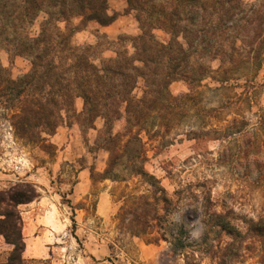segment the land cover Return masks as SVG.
I'll use <instances>...</instances> for the list:
<instances>
[{
    "label": "rangeland",
    "instance_id": "obj_1",
    "mask_svg": "<svg viewBox=\"0 0 264 264\" xmlns=\"http://www.w3.org/2000/svg\"><path fill=\"white\" fill-rule=\"evenodd\" d=\"M127 1L109 0L116 20L108 26L88 23L73 33V45L96 47L99 58L113 57L124 47L132 52L129 40L140 29L132 15L124 14ZM11 11L0 9V39L12 38L16 15ZM44 18L39 14L28 31L37 33ZM78 24L73 20L69 27ZM154 35L167 38L160 30ZM240 61L233 79L221 83L230 64L205 60L206 77L172 82L170 109L149 111L144 129H132L140 132L143 167L155 180L130 174L122 165L114 175L105 173L107 148L123 149L128 139L123 117L112 122L119 145H103L104 120L83 121L78 116L83 101L77 97L75 114H64L53 135L28 142L12 127L16 103L9 95L0 98V196L5 199L0 219L6 215L10 221V237L19 229L24 239L27 211L35 207V216L44 212L45 247L53 245L45 264H264V241L247 225L264 217V60ZM0 68L1 88L27 74L31 64L0 42ZM134 93L142 95L141 89ZM233 121L242 128L230 135ZM127 146L124 164L136 148ZM19 190L31 201L15 206L9 197ZM12 248L1 234L0 263ZM24 264L41 263L24 259Z\"/></svg>",
    "mask_w": 264,
    "mask_h": 264
},
{
    "label": "trees",
    "instance_id": "obj_2",
    "mask_svg": "<svg viewBox=\"0 0 264 264\" xmlns=\"http://www.w3.org/2000/svg\"><path fill=\"white\" fill-rule=\"evenodd\" d=\"M108 1L0 0L2 13L9 6L16 15L11 23L12 38L3 37L0 42L7 51L26 57L31 64L27 74L6 80L7 86L0 88V98L9 95L16 103L12 127L16 135L28 142L44 141L42 134L53 135L64 114H75L77 97L83 101L78 113L83 121L92 124L97 118L104 120L103 145H119L121 136L111 134L112 122L123 117L128 139L122 144L123 149L107 148L110 158L105 173L114 175L122 165L130 174L155 180L143 167L146 159L140 132L132 133V129H144L149 111L170 109L168 87L172 82L196 83L206 77L209 66L205 60L230 64L221 83L233 79L232 69L240 60L262 62L264 0H128L124 14L132 15L140 29L129 40L132 52L124 47L115 51L113 57L99 58L96 47L73 45L72 35L90 22L100 26L113 23L117 15L109 14ZM41 13L45 18L38 32H29ZM1 20L4 25L8 23L4 15ZM73 20H79L77 27H69ZM62 23L64 29L60 27ZM155 30L167 38L158 39ZM1 31L0 37L4 33ZM136 89H141L140 97L134 93ZM236 124L233 121L228 127L230 135L241 132L242 127ZM127 145L136 148L124 164ZM158 190L164 193L162 201L167 203L165 191L161 187ZM9 200L18 206L31 201V197L19 190ZM4 201L0 196V203ZM247 225L264 241V217L250 220ZM10 227L5 215L0 219V235L4 234L13 248L6 262L0 264H24L21 230L11 238Z\"/></svg>",
    "mask_w": 264,
    "mask_h": 264
},
{
    "label": "crops",
    "instance_id": "obj_3",
    "mask_svg": "<svg viewBox=\"0 0 264 264\" xmlns=\"http://www.w3.org/2000/svg\"><path fill=\"white\" fill-rule=\"evenodd\" d=\"M31 209L35 210V207H30L29 211H27V218H29L30 222L27 227L28 233L24 235L25 250L23 252V258L33 263L40 262L41 264H45V254L49 257L51 256L53 253V245L49 243L45 247V231L47 229L45 227V217L40 216L44 212L35 216L34 211ZM52 217L53 215L49 214V218L52 219ZM48 231L52 233L51 229H48Z\"/></svg>",
    "mask_w": 264,
    "mask_h": 264
}]
</instances>
